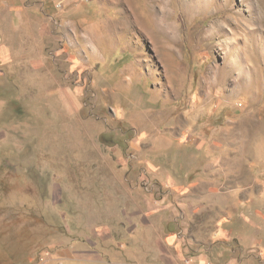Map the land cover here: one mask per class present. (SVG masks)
<instances>
[{
  "label": "rangeland",
  "instance_id": "374dc122",
  "mask_svg": "<svg viewBox=\"0 0 264 264\" xmlns=\"http://www.w3.org/2000/svg\"><path fill=\"white\" fill-rule=\"evenodd\" d=\"M200 258L264 264V0H0V264Z\"/></svg>",
  "mask_w": 264,
  "mask_h": 264
},
{
  "label": "crops",
  "instance_id": "0c3cea01",
  "mask_svg": "<svg viewBox=\"0 0 264 264\" xmlns=\"http://www.w3.org/2000/svg\"><path fill=\"white\" fill-rule=\"evenodd\" d=\"M23 15V17H24V14H22ZM25 18V17H24ZM23 20V19H22ZM27 22H29V20L27 21ZM27 22H24V20H23V22H22V27H23V29L26 27V26H30V25H28L27 24ZM183 264H232V263H229V262H224V261H216V262H210V261H207V260H204V259H202V258H200V260H198V261H196V262H185V263H183ZM239 264H253V263H251V262H241V263H239Z\"/></svg>",
  "mask_w": 264,
  "mask_h": 264
}]
</instances>
